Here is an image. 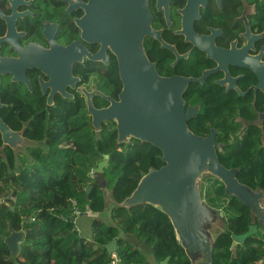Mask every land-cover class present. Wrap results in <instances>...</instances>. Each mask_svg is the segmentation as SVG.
Returning <instances> with one entry per match:
<instances>
[{"label":"trees","instance_id":"obj_1","mask_svg":"<svg viewBox=\"0 0 264 264\" xmlns=\"http://www.w3.org/2000/svg\"><path fill=\"white\" fill-rule=\"evenodd\" d=\"M101 85L113 96L120 93L122 83L116 61L103 72ZM202 92L191 89L188 96L195 101L208 102ZM96 105L101 107L105 102L98 99ZM58 106L53 112L39 114L35 128L28 131L45 150H33V159H24L22 166L12 173L7 163L0 162V199L10 204L0 206V264H111L106 247L113 240L118 243L119 264H152L139 244L148 248L156 264L167 258L169 264H191L169 219L149 205L133 208L131 213L114 208L111 225L101 218L93 219L92 239L78 232L76 220L80 214L102 213L105 200L99 188L87 196V188L75 171L79 159L76 156H87L91 152L110 155L113 170H120L113 185V197L121 203L151 168L163 166L162 152L138 140L117 147L113 122H105L102 135L98 136L84 98L61 100ZM203 115V130L194 128L195 133L207 134L208 126L220 131L219 141L225 145L223 150H218L220 163L228 169H238L240 183L264 190V128L243 129L244 125H237L233 120L236 113L206 111ZM11 167L15 168L14 162ZM204 179L203 200L211 208L225 213L228 226L216 241L212 264H264L261 227L245 243L231 250L233 235L246 234L252 225L250 209L227 196L220 180L212 176ZM10 196L12 199H8ZM14 232H23L17 255H13L5 243Z\"/></svg>","mask_w":264,"mask_h":264},{"label":"flooded vegetation","instance_id":"obj_2","mask_svg":"<svg viewBox=\"0 0 264 264\" xmlns=\"http://www.w3.org/2000/svg\"><path fill=\"white\" fill-rule=\"evenodd\" d=\"M90 1L0 0V120L16 134L14 145L5 144L0 131V162L7 163L10 173L19 169L24 159L31 161L33 150H45L28 132L35 128L39 114L59 109L61 100L69 102L80 97L86 101L85 90L98 91L119 101L122 81L117 96L101 85L103 72L113 61L118 66L116 56L110 49L105 51L108 63L91 60L89 56L102 50V43L97 41L99 29L134 26L128 24L126 28L123 20L121 25H107L102 15L100 19L94 16ZM146 2L151 33L144 37L143 45L159 75L198 80L208 72L203 83L192 82L184 94L186 109L199 107L196 117L189 122L190 129L194 133L195 129L203 130L206 111L236 113L233 120L242 126L245 121L259 120L264 114V82L261 85L260 79L264 77V0ZM102 6L103 0L100 11ZM140 16L144 20L146 15ZM141 29L147 27L143 25ZM71 61H76L72 64V76L77 81L66 87L65 95L73 97L67 99L64 94L53 92L49 84L50 76L59 79ZM191 89L202 90L201 95L209 101L193 100L188 96ZM98 99L105 105L97 107ZM93 103L97 109L110 105L99 95L94 96ZM262 123L255 127L262 130L264 119ZM207 130V134L199 136L209 137L216 130V141L225 146L219 141L220 131L213 126ZM1 205L10 204L0 199Z\"/></svg>","mask_w":264,"mask_h":264},{"label":"water","instance_id":"obj_3","mask_svg":"<svg viewBox=\"0 0 264 264\" xmlns=\"http://www.w3.org/2000/svg\"><path fill=\"white\" fill-rule=\"evenodd\" d=\"M90 2L94 16L100 19L102 15L103 21H108L107 25H121L123 20L126 28L128 24L134 26V29H99L97 41L102 43V50L96 56L89 57L94 61L108 63L105 51L110 49L118 61L123 89L119 101L98 91L89 93L85 90L91 125L95 133L101 136L105 122L115 123L117 147L127 145L132 140L152 145L162 152L163 166L160 169L151 168L141 178L134 192L118 203L113 192L106 190L104 170L108 167L110 155H105V160L92 176L95 184L86 189V194L89 196L95 188L104 191V216L100 218L108 225L113 223L111 213L114 208L131 213L133 208L149 205L159 210L171 222L175 237L191 264H212L216 241L227 231L228 226L225 213L211 208L203 200L200 186L202 179L212 176L220 180L227 196L236 198L250 209L252 225L246 234L233 235L231 250L256 234L258 227L264 230V190L240 183L237 178L239 170L228 169L220 163L217 150H223L224 146L216 141V130H212L209 137H203L190 129L189 122L196 117L199 107L186 109L184 94L192 82L203 83L208 72L198 80L183 77L167 79L159 75L143 45L144 37L151 33L148 29L146 0H103L102 11L99 10L101 0ZM141 13L146 15L144 20ZM143 25L147 29H141ZM199 41L196 39L195 42L199 44ZM75 62L71 61L68 70L59 79L50 76L49 86L53 92L64 94L67 99L73 97L65 95L66 87L74 86L77 81L72 76V64ZM261 72L264 75V71ZM260 77L262 85L264 77ZM96 95L109 101V107L97 109L93 103ZM259 117L255 122L245 121L244 126H262L264 114ZM0 131L5 144L14 145L16 134L1 120ZM83 216L98 217V214L88 211L80 214V217ZM22 239L23 234L18 232L5 239L13 255L18 253ZM106 249L111 258L118 251L117 240H113ZM169 260L167 258L160 264H169Z\"/></svg>","mask_w":264,"mask_h":264},{"label":"rangeland","instance_id":"obj_4","mask_svg":"<svg viewBox=\"0 0 264 264\" xmlns=\"http://www.w3.org/2000/svg\"><path fill=\"white\" fill-rule=\"evenodd\" d=\"M191 128V127H190ZM192 129V128H191ZM109 155V154H108ZM80 157H82L81 159H78L77 156V160H78V165L75 169L76 171V174L82 179L83 181V187L84 188H87V185L90 183V184H95V182L93 181L92 179V176L91 175H94L95 171L94 169L98 168L99 164L101 162H103L105 159H103V157L105 155H100L96 152H91L87 155V157H83L82 155H79ZM102 158V159H101ZM98 159H101V161L99 162ZM110 161V160H109ZM99 162V163H98ZM95 163H98V164H95ZM110 163V162H109ZM114 166L111 165V164H108V167L105 168L104 172V178L107 182H110L108 183V186H110V184L115 180V178L117 177L118 174H120V170L119 171H114ZM108 175H110V180L108 179ZM207 177V176H205ZM204 177V178H205ZM202 179V183H201V187H202V184L204 183V181L206 179ZM107 186V187H108ZM155 210V208H154ZM153 213H151L150 215H152ZM93 219L95 218H100V217H91ZM79 218H77L76 222L78 221ZM85 220V219H83ZM111 221V219H110ZM76 227H78L79 231L81 232L80 230V227H79V224L77 225L76 224ZM88 231H89V234H85L84 236L87 238V239H92V231H90V229L88 228ZM23 233V232H22ZM23 241V239H22ZM21 241V243H22ZM18 245V251H19V247H20V244ZM138 247L141 249V250H144V253L148 259L149 262H151L152 264H156L152 254L149 252L148 248H144L143 245L139 244ZM17 254V252L15 253V255Z\"/></svg>","mask_w":264,"mask_h":264},{"label":"crops","instance_id":"obj_5","mask_svg":"<svg viewBox=\"0 0 264 264\" xmlns=\"http://www.w3.org/2000/svg\"><path fill=\"white\" fill-rule=\"evenodd\" d=\"M82 156H83V155H82ZM77 157H79V159L82 158V157H80L79 155H78ZM83 157H87V156H83ZM101 159H102V158H101ZM101 159H98V161L100 162ZM103 159H104V157H103ZM99 162H98V163H99ZM98 163H95V164H98ZM109 164H111V163H109ZM111 165H112V164H111ZM106 182H107V181H106ZM108 183H110V182H107V186H108ZM114 183H115V180L110 184V186H108V187L106 188L107 192L112 191ZM90 185H92V184L89 183V184L87 185V188H88ZM85 189H86V188H85ZM102 192H104V191H102ZM90 212H91V211H90ZM97 214H98V217H103V216H104L103 212H102V213H97ZM105 217H106V216H105ZM83 219H85V220H83ZM92 221H93V218H91V217H89V216L79 217V219H78V221H77V225L79 224V227H80L81 232L79 231L78 227H77V230H78V232H79L82 236H84V235L87 234V233L89 234L88 228L90 229V231H92V226H91ZM84 237H85V236H84ZM85 238H86V237H85ZM91 238H92V237H91Z\"/></svg>","mask_w":264,"mask_h":264},{"label":"built area","instance_id":"obj_6","mask_svg":"<svg viewBox=\"0 0 264 264\" xmlns=\"http://www.w3.org/2000/svg\"><path fill=\"white\" fill-rule=\"evenodd\" d=\"M112 261H111V264H119V259H118V256L117 254H112V257H111Z\"/></svg>","mask_w":264,"mask_h":264},{"label":"clouds","instance_id":"obj_7","mask_svg":"<svg viewBox=\"0 0 264 264\" xmlns=\"http://www.w3.org/2000/svg\"><path fill=\"white\" fill-rule=\"evenodd\" d=\"M115 254V253H114ZM112 259V258H111Z\"/></svg>","mask_w":264,"mask_h":264}]
</instances>
